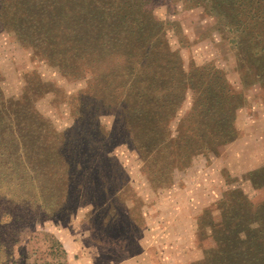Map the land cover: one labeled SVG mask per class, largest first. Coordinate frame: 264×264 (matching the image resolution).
I'll return each mask as SVG.
<instances>
[{
	"label": "rangeland",
	"instance_id": "374dc122",
	"mask_svg": "<svg viewBox=\"0 0 264 264\" xmlns=\"http://www.w3.org/2000/svg\"><path fill=\"white\" fill-rule=\"evenodd\" d=\"M142 1V21L156 25L160 38L158 52L146 62L160 63L161 55L167 68L182 64L184 75L207 65L226 75L238 96L234 139L179 164L173 184L160 187L153 182H160L154 165L160 158L149 150L148 126L140 131L147 145L142 155L125 134L129 127L117 108L99 111L98 127L87 125L90 115L81 111L92 98L85 94L90 76L76 80L50 64L29 36L21 38L8 23L4 7L22 0H0V91L13 102L28 100L26 116L36 112L42 119L43 140L33 150L57 138H81L76 162L39 159L37 186L52 188L41 187L34 200L10 201L9 191L0 190V264H199L204 259L217 264L223 257L228 264H264V59L257 48L242 47L241 27L225 26L207 0ZM11 10L25 19L36 15L27 7ZM156 74L146 87L160 90V75H169L164 69ZM192 92L186 91L170 123L172 139H179L178 127L187 128L183 118L192 107ZM90 133L95 153L87 144ZM73 176L78 185L69 188ZM239 203L242 210L234 213ZM251 229L262 233L249 235ZM57 243L65 257L58 256Z\"/></svg>",
	"mask_w": 264,
	"mask_h": 264
},
{
	"label": "trees",
	"instance_id": "16d2710c",
	"mask_svg": "<svg viewBox=\"0 0 264 264\" xmlns=\"http://www.w3.org/2000/svg\"><path fill=\"white\" fill-rule=\"evenodd\" d=\"M207 1L212 10L223 17L225 26L231 30L241 27L239 30L246 41L242 47L248 44L257 48V54L264 59V0ZM62 3L65 8H61ZM143 4L142 0H22V3L15 2L4 8H8L9 25L16 28L21 38L29 36L37 45L36 49L45 55L50 64L59 66L62 74L76 80L90 76L85 94L92 98L89 107L83 104L81 111L90 115L87 125L98 127L95 115L106 108H117L116 115L125 117L123 125L129 127L125 134L142 155L147 145H143L145 142L141 141L140 131L148 126L149 150L160 158V162L154 163L160 172V182L157 178L153 182L160 183V187L164 188L173 184V172L180 167L179 164L191 162L197 154L208 153L234 139V111L238 107L234 99L238 96L226 75L210 65L184 75L182 64L167 68L161 55L160 63L151 64V58L158 52L160 38L159 32L154 31L156 25L153 27L142 21L145 14ZM25 7L35 10L36 15L25 19L11 10H23ZM25 21L33 26L28 28ZM119 41H126L129 46L118 47L116 43ZM150 45L151 48L146 47ZM148 57L151 58L146 62ZM163 69L168 72L169 78L164 79L160 75V90L153 84L146 87L158 77L157 70ZM188 90L195 94L192 107L183 118V125H188L187 128L183 129L181 125L176 129L179 139L175 140L172 139L170 123L181 108ZM28 106H31L28 100L13 102L0 91V190L6 188L9 191L7 198L10 201L28 197L34 200L41 187L52 188L46 184L37 186L40 178L35 173H40L37 166L39 159L48 158L57 164L69 157L76 162V152L78 148L80 152L81 147V138L73 136L67 140L57 138L51 146L33 150V145L43 140L42 119L36 112L26 116ZM160 136L163 139L160 140ZM93 139L95 137L90 133L87 144L95 153L90 144ZM103 147L101 142L97 148L100 151ZM99 151L96 158L100 157ZM76 169L80 171V168ZM70 184L69 188L78 185L74 176ZM234 207V213H237L242 210V203ZM223 210L221 213L225 216ZM237 217L239 219V214ZM239 225L230 230H236ZM249 232V235L262 233L258 229ZM55 247L58 256L65 257L66 253L60 250L58 243ZM220 254L231 260L228 253ZM236 256L238 258L239 252L234 254V258ZM218 261L217 258V264H228L225 257ZM208 263L204 259L199 264Z\"/></svg>",
	"mask_w": 264,
	"mask_h": 264
}]
</instances>
